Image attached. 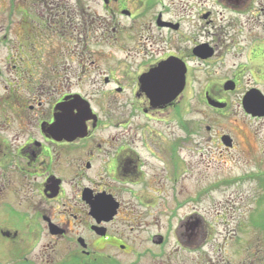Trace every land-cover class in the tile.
<instances>
[{
  "label": "flooded vegetation",
  "instance_id": "flooded-vegetation-1",
  "mask_svg": "<svg viewBox=\"0 0 264 264\" xmlns=\"http://www.w3.org/2000/svg\"><path fill=\"white\" fill-rule=\"evenodd\" d=\"M251 24L259 32L239 48L233 33ZM263 30L264 0H8L0 18V264H139L154 254V264H172L186 247H208L205 264H231L215 234L227 216L208 221L178 206L192 164L185 149L194 152L201 137L185 129L184 104L191 85L200 97L204 82V102L227 108L245 72L240 107L248 93L263 94ZM237 51L246 63L217 82L218 58ZM194 65H203V80ZM159 69L183 72L168 101L150 87L161 86L152 75ZM216 138L221 154L235 149L231 134ZM247 156L262 166L264 146Z\"/></svg>",
  "mask_w": 264,
  "mask_h": 264
},
{
  "label": "rangeland",
  "instance_id": "rangeland-1",
  "mask_svg": "<svg viewBox=\"0 0 264 264\" xmlns=\"http://www.w3.org/2000/svg\"><path fill=\"white\" fill-rule=\"evenodd\" d=\"M7 1L0 0V18L3 16ZM252 25H243L240 30L235 29L232 39L242 38L239 48H245L248 33L259 32L258 25H253V27ZM3 48L0 42V63L3 58ZM219 58L213 73L217 76V82L236 74L233 67L243 65L247 61L242 51ZM262 59L264 60V57ZM262 64L264 62L260 63ZM193 68L194 79L201 77L203 80V65L200 67L194 65ZM260 69L264 75V68L260 67ZM241 75L240 90L228 95V106L221 112H215L204 102V82H201L200 97L194 96L195 83L191 85L192 88L188 89L184 104L185 129L199 128L201 137L199 140L195 138L193 144L197 145L191 147L194 148V152L187 153L188 148L185 149L186 160H190L192 164L190 167L185 166V178L178 183L181 191L177 199L179 209L198 210V213L205 215L204 218L208 221H212L211 216L215 213L227 216V223L217 228L218 231L215 234L219 241L224 242L225 240V251L231 264H264V177L261 183L257 179L261 172H264V163L262 166L255 164L247 156L252 147L259 151L264 146V119L252 117L240 107V93L247 81H251L247 72ZM262 84L260 89L264 94V83ZM141 123L143 120L138 118L136 124ZM167 128L172 131L176 127L169 122ZM220 133L231 134L234 137V150L225 152L226 154L219 152L223 150L216 140ZM250 133L255 134L256 138L255 143L250 140L252 147L245 142L248 141ZM185 144L192 146V142L187 140ZM256 159L254 155L253 160L256 161ZM220 224H222L221 221L217 219V225ZM168 251L164 249L160 255ZM205 251L211 258L213 254L209 253L208 247H186L182 254L178 257L175 255L168 263L199 264L198 256L200 254L202 257ZM154 255V259L148 258V261L143 259L138 263L145 264L159 260L156 258L157 255ZM203 260L202 257V264H205L207 261Z\"/></svg>",
  "mask_w": 264,
  "mask_h": 264
},
{
  "label": "water",
  "instance_id": "water-1",
  "mask_svg": "<svg viewBox=\"0 0 264 264\" xmlns=\"http://www.w3.org/2000/svg\"><path fill=\"white\" fill-rule=\"evenodd\" d=\"M198 56L201 59H206L209 57V54H205L203 52H199ZM157 73H153L152 75L154 76L155 74H157L158 78L161 81V86H150L152 89H156V91L158 93H160L157 98H159L161 101H168V98L172 95L174 96L175 93L177 91H180V89H182L183 85H184V76H183V72L181 71V73L179 74L178 77L176 78H172L171 75L168 73L166 74V70L164 69H159L158 71H156ZM150 79V76H149ZM165 83V81H167ZM225 90H230L232 91L234 89V85L231 82H227L224 86ZM154 102V100H153ZM152 102V103H153ZM208 104L212 107L215 108H223L224 105L211 101L208 99ZM86 106V105H85ZM242 107L244 109V111L248 114H250L251 116L254 117H264V97L256 91H252L250 93H248V95L244 98L243 103H242ZM78 118H74V122L75 120ZM75 128V127H74ZM222 142L225 146H230L231 145V140L229 137L224 136L222 138Z\"/></svg>",
  "mask_w": 264,
  "mask_h": 264
},
{
  "label": "trees",
  "instance_id": "trees-1",
  "mask_svg": "<svg viewBox=\"0 0 264 264\" xmlns=\"http://www.w3.org/2000/svg\"><path fill=\"white\" fill-rule=\"evenodd\" d=\"M259 182L261 183V181L259 180Z\"/></svg>",
  "mask_w": 264,
  "mask_h": 264
}]
</instances>
